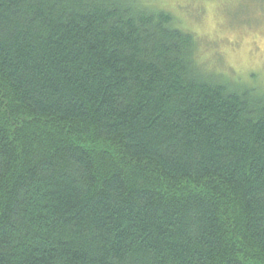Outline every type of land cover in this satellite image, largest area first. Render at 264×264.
<instances>
[{
    "label": "trees",
    "instance_id": "16d2710c",
    "mask_svg": "<svg viewBox=\"0 0 264 264\" xmlns=\"http://www.w3.org/2000/svg\"><path fill=\"white\" fill-rule=\"evenodd\" d=\"M145 0H0V264H264V89Z\"/></svg>",
    "mask_w": 264,
    "mask_h": 264
},
{
    "label": "rangeland",
    "instance_id": "374dc122",
    "mask_svg": "<svg viewBox=\"0 0 264 264\" xmlns=\"http://www.w3.org/2000/svg\"><path fill=\"white\" fill-rule=\"evenodd\" d=\"M145 1L197 34L204 68L264 89V0Z\"/></svg>",
    "mask_w": 264,
    "mask_h": 264
}]
</instances>
